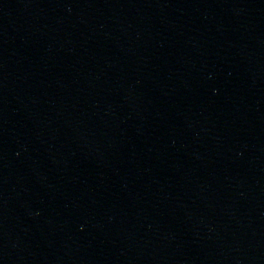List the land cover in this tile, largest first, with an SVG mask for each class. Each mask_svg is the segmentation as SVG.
<instances>
[{
  "label": "water",
  "instance_id": "obj_1",
  "mask_svg": "<svg viewBox=\"0 0 264 264\" xmlns=\"http://www.w3.org/2000/svg\"><path fill=\"white\" fill-rule=\"evenodd\" d=\"M0 264H264V0H0Z\"/></svg>",
  "mask_w": 264,
  "mask_h": 264
}]
</instances>
